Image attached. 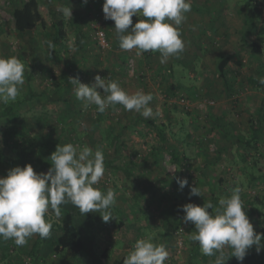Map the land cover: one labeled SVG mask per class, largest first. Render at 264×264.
Wrapping results in <instances>:
<instances>
[{"label":"rangeland","instance_id":"obj_1","mask_svg":"<svg viewBox=\"0 0 264 264\" xmlns=\"http://www.w3.org/2000/svg\"><path fill=\"white\" fill-rule=\"evenodd\" d=\"M19 3L0 0V57H16L25 69V83L17 99L9 102L16 112L0 127V152L9 155L10 147L21 141L28 142L34 153L67 143L78 150L84 146L102 149L104 161H111V166H104L97 187L105 193L109 188L115 191V204L123 210L124 220L118 226L113 216L94 228L98 251L106 247L112 251L109 263L123 264L134 243L148 238L166 247L169 257L165 264H186L188 240L195 227L183 222L181 206H203L235 188L257 210L258 227L264 229V121L261 134L254 137L251 125L264 92L247 79L264 75V55L252 56L238 49L243 36L264 49V0H192L191 12L180 26L185 49L165 63L158 52L137 56L135 50L120 49L114 21L104 19V0H88L87 4L83 0H40L48 27H39L35 36L45 51L50 40L46 33L54 15L60 14L57 7L72 6L73 10L72 19H67L65 46L60 54L45 57L41 66L35 65L25 40L15 32L12 11ZM132 19L135 24L143 18ZM99 29L107 33L110 46L106 49L98 45ZM80 30L86 36L82 49L76 44ZM225 53L239 58L229 64L226 78L218 68ZM30 74L35 90L45 95L19 102L29 90ZM96 75L106 82H118L129 94L138 90L151 93L150 107L154 112L158 108L160 115L144 118L120 105L110 106L104 113L96 106L85 108L84 102L76 99L69 79L91 84ZM227 80L233 83L231 90ZM98 91L103 94L102 89ZM58 93L62 101L57 100ZM8 131L16 134L7 136ZM111 136H120L117 150L110 143ZM175 151L185 156L183 163L174 162ZM126 168L131 177L123 171ZM176 177L188 180L182 191ZM192 186L200 188L201 196L189 195ZM57 219L50 210L47 220ZM176 225L182 228L177 234L173 230ZM33 242L30 238L18 247L12 240L0 239V264H88L82 252H56L52 244L42 248L39 262H35L30 255ZM261 245L258 253L264 257V239Z\"/></svg>","mask_w":264,"mask_h":264},{"label":"clouds","instance_id":"obj_2","mask_svg":"<svg viewBox=\"0 0 264 264\" xmlns=\"http://www.w3.org/2000/svg\"><path fill=\"white\" fill-rule=\"evenodd\" d=\"M88 0H83L87 4ZM192 0H104L102 10L105 20L114 21L115 35L123 51L135 50L137 56L145 52H158L161 63L170 57H178L185 49L180 26L191 12ZM57 11L66 19H72L71 7L58 6ZM133 16L142 17L133 24ZM48 47L54 48L49 41ZM24 65L16 57H0V104L15 101L25 83ZM264 85V77L258 78ZM77 100L85 108L96 106L104 113L110 106L120 105L126 111L140 114L144 118L160 115L150 107L151 93L142 90L129 94L118 82L107 81L100 75L91 84L81 83L79 78H70ZM103 90V94L98 91ZM51 167L46 173H37L31 164L16 166L0 177V239L12 240L18 247L38 235L47 239L52 224L45 217L51 210L61 216V206L71 204L80 214L97 212L104 222L113 218L111 209L116 203V193L109 188L106 193L97 185L103 178L104 154L84 146L79 149L71 143L58 145L51 154ZM179 190L188 185L186 178L176 177ZM190 196H201L197 186L190 188ZM183 222L191 223L195 231L190 235L199 244L205 256H216L214 264H227L225 249L231 250V257L243 261L247 252L256 246L262 248L264 234L254 231L240 196L235 188L229 197L219 200V207L213 214L211 201L203 206L187 203L181 206ZM211 209V211H209ZM218 253V255H217ZM169 252L163 244H155L148 238L138 239L123 264H165Z\"/></svg>","mask_w":264,"mask_h":264},{"label":"trees","instance_id":"obj_3","mask_svg":"<svg viewBox=\"0 0 264 264\" xmlns=\"http://www.w3.org/2000/svg\"><path fill=\"white\" fill-rule=\"evenodd\" d=\"M12 16L14 19V27L15 32L25 40L26 46L30 52V55L36 66H41L45 57H53L57 54H60L61 50L65 46V40L68 36L67 32V19L62 16V14L54 15V21L52 23L51 29L46 33L50 38V42L54 45V48L45 51L42 49L36 36V30L41 27V29H47V21L44 17V14L41 9L40 0H20L19 5H16L14 10L12 11ZM86 36L80 30L76 33V44L79 49L83 48V43ZM99 45V42H98ZM100 46V45H99ZM240 51L248 52L252 56H262L264 55V49L262 45L257 41H249V39L245 36L242 37L241 44L238 48ZM239 60L238 56L235 53L229 54L225 53L220 58L218 68L221 73V76L226 78L228 67L231 61ZM238 64H242L240 61H237ZM263 74H264V65H263ZM261 77H264L261 76ZM32 75L30 74L28 77L29 81V90L26 93L25 97L19 102H25L27 100H33L38 96H43L45 93H41L40 91H36L33 82ZM258 78L256 76H249L248 82L250 85L255 87V89L264 92V85L259 83ZM232 81H226V86L232 89ZM173 88V86H171ZM59 101L63 100V97L59 95ZM16 112V107L13 103L0 104V127L6 126L10 120H12L13 114ZM258 121V124L256 123ZM264 121V99L261 107L257 110V119L251 120L252 125V136L254 137L258 133L261 134L260 124ZM151 123H153L151 121ZM160 128V127H159ZM160 135L163 139L165 138L163 129H160ZM6 133V132H5ZM13 134V131H8L7 136ZM120 137V136H119ZM117 136H111V145L115 146L117 150V140L119 139ZM8 141L5 140V143ZM8 144V143H7ZM248 145H251V142H247ZM1 146V144H0ZM56 149L49 148H41L38 152L34 153L31 150L30 144L28 142L21 141L17 145H13L10 147L9 155L3 154L0 152V177H4L7 175V171L16 166L23 167L27 164H31L34 171L37 173H45L48 168L51 167V154L55 152ZM33 152V153H32ZM175 163H183L186 159L181 153L175 151L172 153ZM104 166H111V161H104ZM114 166V165H113ZM126 175L131 177L132 173L129 172V169H123ZM231 193H227L226 197H229ZM214 196V195H213ZM122 197V195H121ZM119 198V201L122 198ZM219 197H215L212 199L213 209L212 212L215 214V210L219 207ZM244 206V211L246 212L250 222L253 225L254 231L259 234H264V229L260 230L258 227L259 221L255 218L256 209H252L248 202L245 201L244 198H241ZM179 217L181 215V210L177 208ZM211 211V209H210ZM112 215L114 219L117 220V225L122 226L124 224L123 220V210L119 207L118 204H115L111 209ZM58 219L54 222H51L52 229L51 235L47 239H41L38 235L33 236V244L31 246L30 255L32 256L35 262H39V254L42 251V248L47 244L53 245V250L56 252H63L67 250H76L82 252L84 254V260L88 262V264H111L109 261L111 260V249L109 247L104 248L101 251L95 246V237L96 233L94 228L96 226L105 225L102 217L97 212H90L84 214L83 216L80 214L79 210L72 206L71 204L66 206H61V216L57 217ZM175 219L180 220L176 215ZM47 220V215L45 217ZM176 225L174 227V231L176 234L179 233L180 229ZM193 232L190 233L193 234ZM264 239V238H262ZM188 245L190 248V257L186 264H214L216 256H205L202 254L199 244L197 242H193L190 237L188 240ZM225 259H228L227 264H264V257L261 256L260 253L254 250V246L250 248L245 256L244 260L238 261L234 256L231 257V250L225 249ZM218 255V253H217ZM75 259V258H74ZM195 259H199V263L195 262ZM114 264H122L121 262H116Z\"/></svg>","mask_w":264,"mask_h":264},{"label":"built area","instance_id":"obj_4","mask_svg":"<svg viewBox=\"0 0 264 264\" xmlns=\"http://www.w3.org/2000/svg\"><path fill=\"white\" fill-rule=\"evenodd\" d=\"M97 40L101 48L106 49L110 46L109 39L107 37V33L103 29H99L96 32Z\"/></svg>","mask_w":264,"mask_h":264},{"label":"crops","instance_id":"obj_5","mask_svg":"<svg viewBox=\"0 0 264 264\" xmlns=\"http://www.w3.org/2000/svg\"><path fill=\"white\" fill-rule=\"evenodd\" d=\"M133 24H134V22H133Z\"/></svg>","mask_w":264,"mask_h":264}]
</instances>
